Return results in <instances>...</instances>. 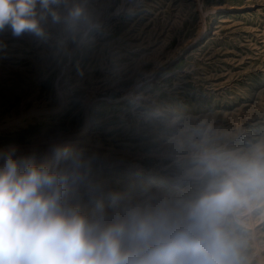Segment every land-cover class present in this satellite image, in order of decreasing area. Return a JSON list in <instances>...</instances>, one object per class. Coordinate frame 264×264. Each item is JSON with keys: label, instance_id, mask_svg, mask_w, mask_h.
I'll list each match as a JSON object with an SVG mask.
<instances>
[{"label": "clouds", "instance_id": "9594fccd", "mask_svg": "<svg viewBox=\"0 0 264 264\" xmlns=\"http://www.w3.org/2000/svg\"><path fill=\"white\" fill-rule=\"evenodd\" d=\"M93 0H0V33L69 58L101 31ZM149 167L51 137L0 150V264H264V132L239 146L163 109Z\"/></svg>", "mask_w": 264, "mask_h": 264}, {"label": "rangeland", "instance_id": "374dc122", "mask_svg": "<svg viewBox=\"0 0 264 264\" xmlns=\"http://www.w3.org/2000/svg\"><path fill=\"white\" fill-rule=\"evenodd\" d=\"M101 31L57 60L0 33V150L43 149L54 135L147 168L163 109L203 122L221 143L264 132V0H93Z\"/></svg>", "mask_w": 264, "mask_h": 264}]
</instances>
